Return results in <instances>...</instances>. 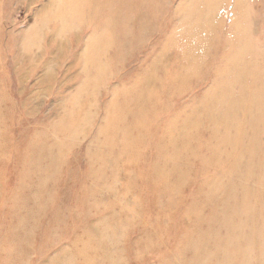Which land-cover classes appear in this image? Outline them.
I'll return each instance as SVG.
<instances>
[{
	"label": "rangeland",
	"instance_id": "1",
	"mask_svg": "<svg viewBox=\"0 0 264 264\" xmlns=\"http://www.w3.org/2000/svg\"><path fill=\"white\" fill-rule=\"evenodd\" d=\"M140 1L148 5V0ZM163 1L166 9L155 20V30L151 36L140 37L141 40L131 26L129 31L115 23L109 24L117 7L114 4L106 7L105 0L98 4L97 23H92L91 13L81 22L72 13L67 17L69 7L63 0H0V110L8 114V120L4 118L8 124L5 122V129L0 132L7 142L2 150L4 158H0V263L7 260V264H218L214 260L217 251L214 245L195 256L197 262H189L187 258L192 243L188 242L194 239L196 226L199 224L204 232L209 230L195 219L199 207L209 206L204 197H199L198 191L203 186L206 190L209 188V178L228 177L217 171L222 162L205 168L196 160L190 179L174 198L167 200L163 193L167 190L161 188V181L145 173L144 151L138 157V164L135 162L137 165L129 164L131 158L126 154L130 152L123 150L121 141L118 142L123 136L113 135L105 125L112 120L108 118L116 114L109 107L120 104L115 101L117 95L126 89L125 96L130 97L134 82H141V71L149 62L170 47L174 49L180 44L182 35L189 38L187 30L194 27V18L202 17L203 24L211 26L212 51L215 52L214 44L219 51L209 56L202 74L192 75L191 85L183 90L176 83H181L184 75L178 79L177 71L172 70L165 81V93L162 91V96L154 98L150 105L157 121L151 124L145 118L142 124L145 131L148 129L147 134L140 137L143 147L157 150L161 157L158 150L164 148L157 140L159 134L163 137L162 132L157 131L159 126L169 125L183 108H190L191 113L197 111L204 94L214 87L224 60L229 59L223 52L226 43L230 51V47L239 42L234 39L236 34H242L241 48L247 45L251 50L246 59L239 57L236 61L237 70L241 72L246 64H251L247 74L252 75L264 66V0H196L195 13L189 12L194 6L193 0ZM124 14L133 17V21L136 19L128 10ZM72 18L76 23L70 26ZM104 28L114 29L116 34L124 33L122 36L127 38L121 39L130 46L116 58L111 54L103 56L98 69L91 63L87 67L92 56L90 48L103 38H111L109 33L107 37H104L106 33L102 36ZM132 34L137 41L128 39ZM196 37L197 42H203L201 36ZM233 85L238 84L233 82ZM246 86L254 92V99L264 97L263 81L258 89L250 80ZM227 99L228 95L222 99L220 115L212 117L213 123L224 120L223 107ZM245 101L248 104L252 99L247 97ZM200 110L199 115L208 107ZM253 113L258 115L257 107ZM129 114L133 115L130 111ZM238 122L242 124L244 120ZM113 123L119 125L117 117ZM245 126L248 133L236 136L263 151L264 109L261 117L257 116ZM210 128V125L202 128L200 135L207 138ZM185 134L190 139L195 137L188 130ZM35 135L38 139H34ZM112 135L117 139L116 144ZM149 141L153 142L150 146ZM35 142L40 147H35ZM88 149H96L99 154L94 158ZM18 151L20 156L16 155ZM27 154L39 159L38 164H28ZM99 155L107 161L117 158L116 165L98 163ZM56 156L58 159L54 162L52 159ZM46 166L54 170L62 168L56 180L44 184L46 187L24 182L23 177L46 171ZM159 167L163 170L164 165L156 163L155 169ZM251 187L255 189L256 185ZM215 190L217 201L225 206L226 199L232 201L240 209L237 216L242 217L236 221L237 237L226 239L217 228V220H211L205 213L208 217L204 216L202 222L208 221L207 225H212L213 231L217 230L226 243L230 239L221 252L233 256L240 248L237 257L240 264L248 260V264H264V248L256 253L264 242L257 234L258 229L255 230L256 226H264V206L255 208L257 196L264 199V182H258V192L248 210L244 201L252 197L250 191L246 190L243 196L242 191L238 195L222 192L219 186ZM154 194L161 195L162 205H153ZM14 198L20 202L15 203ZM250 223L255 227L248 225ZM151 236L153 240L148 242ZM19 237L31 241V248H26L21 255L18 253L21 241L16 242ZM77 240H89L95 250L85 256L75 244ZM145 241L151 245L145 246ZM96 256L102 257L100 261H94Z\"/></svg>",
	"mask_w": 264,
	"mask_h": 264
},
{
	"label": "bare ground",
	"instance_id": "2",
	"mask_svg": "<svg viewBox=\"0 0 264 264\" xmlns=\"http://www.w3.org/2000/svg\"><path fill=\"white\" fill-rule=\"evenodd\" d=\"M63 1L64 4H68L69 7L66 15L67 17H69L72 13L74 18L81 22L84 21L87 13H91L90 15L93 20L92 23H97L96 12L100 9L98 5L100 0ZM164 3L165 2L163 0H148V5L144 6L143 2H138V0H105L106 7L108 4H114L117 7L113 20H109V24L115 23L118 25V27H123L126 29L131 26L133 28L132 30H136V34L139 36V38L143 37V39L148 35L151 36L155 30V20L157 21V18L163 13V9L166 5ZM193 4L194 6L189 10V12L194 11L195 13L198 8V3L196 0H193ZM90 5L93 8H91ZM184 5L185 4L183 3V6ZM125 10H128L132 16L134 14L136 19L133 21V17L125 16ZM139 16H141L142 20L139 18ZM75 23V20L72 18L68 24L73 26ZM137 29L139 31H137ZM102 30V36L106 33L104 37H107L109 33L111 38H103L101 42H96L94 46L90 48L92 56L87 61V67L88 64L91 63L93 68L98 69L101 66L100 62H102L103 56L111 54L114 58H116L120 55L125 47L126 50L128 48L127 46H130L127 44L128 42L121 39L127 38V36H122L124 33L119 32V34H116L115 30L112 28H110L112 31H109L108 28H104ZM106 30H108V32ZM128 30L131 31L130 28H128ZM187 33L190 35L189 38L185 37V35H182L180 44L175 46L174 49L170 47L169 50L163 51L161 54L155 57L153 62H149V64L141 71L143 73L141 82H134L133 89L130 91V97L125 96V94L128 93L126 89L117 95L115 101L120 104L117 106L110 104L111 106H108L114 110L116 114L111 118H108L112 120L110 123L105 125V129H111L113 135L121 134L123 136V139H119L118 142L121 141L120 145L123 150H127V153L130 152L132 157L130 154H126L129 155L127 158H131L129 164L134 165L135 162L137 163L140 153L144 151V160H147V162L145 161L146 163H144L145 173L149 174V177L151 175L152 177H155L157 180L161 181V188L164 187L167 190H163L167 200L174 198L176 192H179V190L184 186L183 184L190 179L192 174L191 167L194 165L196 160H199L201 165L205 168H212L215 163L222 162V165L218 167L220 170L217 171H219L220 174L223 173L228 175V177L226 179H222L220 176L209 178V180H207V182H209V188L206 190L203 186L200 187L198 191L199 197H204V201L210 207H199L196 211L197 217L195 219L197 221L199 219L203 226L209 227V230L204 232L199 224L196 226V235H194V239L188 242V244L191 242L192 243L189 244L191 249L187 260H189V262H197L194 257L201 254L202 252H206L205 249L207 247L214 245L213 248L217 250L214 255V260L218 262V264H240V260L237 259L240 248L239 250H236V254H233V256L226 252L223 254L221 250H224L225 245L230 243V239L228 240V243H226L222 239V235L217 234V230L213 231L212 225H207L209 224L208 221L205 220V222H202V220L204 219L203 217L206 216L205 213H207L211 220H217V228L225 234L224 236H226V239L229 236L237 237L238 232L236 221L238 222L239 219L242 218L241 216H237V212L240 211V209L233 205L232 201H229L228 199H226V206L220 201H217L218 196L215 188L219 186L222 192L231 191L236 195L242 191L241 193L243 196L247 194L246 190L250 191L252 193V197L245 198L244 201V207L248 210L249 204L254 201L258 192V182H264V150L260 151L254 145H248L246 141L239 139L236 136H243L245 133L247 134L248 129L246 128L245 124L255 121L257 116L261 117L264 109V97L260 96L259 99H254V92L252 90H248L246 86V82L249 80L251 81L252 85L256 84V89L262 86V81L264 82V66H262L261 70L258 69L259 71L256 72V74L252 75L247 74V69L251 66V64H246L245 70L241 71L242 73L238 71L239 69L237 70L238 65L236 64V61L239 60V57L246 59L247 54L248 56L251 54V50L247 47V45L246 47L241 48L242 41H240V36H242V34L235 35L234 39L239 42L235 47L231 46L230 51H227V43L224 47L223 52L226 54V58L228 57L229 59L224 60L222 70L218 75V79L215 78V85H213L214 87L204 94L201 99L202 102L199 105L200 108L207 106L208 110H205L199 115L197 114L201 112L199 107L194 113L190 112V108H183L179 113H176L175 118L169 123V125H163L162 127L159 126L157 131L160 130L163 134V137L157 131H155V133L159 134L157 140L164 148V150H158L161 157H158L159 154L157 150L147 149L142 145L141 138L143 137V134L146 135L148 132V129L145 131V128L142 126V124L145 123V118L150 120L151 124L157 121V115L153 111V107L150 105L154 103V98H160L162 96V91L165 93V84L167 82L169 73L172 70L177 71L178 79L184 75L185 79H183L181 83H176L174 80L173 82L178 84L181 89L185 88L186 85L188 87L190 84L189 82L192 81V75L200 76L202 74L201 71L204 69L203 64H206L209 56H212L215 54V52L217 53L219 51L216 44H214L215 52L212 51L213 44L211 42L214 38L211 33V26L203 24L202 17L194 18V27L192 26V29L187 30ZM196 36H201L203 38V42H197ZM128 39L133 42L137 41L135 34L128 36ZM140 39L143 40L142 38ZM170 41L173 42L174 40ZM171 54L174 56L169 57ZM172 60L173 62L171 63ZM187 73L188 75H186ZM233 82L238 85H233ZM163 85L164 88H162ZM236 88L237 91H234ZM226 95H228V99L224 102L223 107L224 120L213 123L211 119L215 114L220 115L219 106L222 99ZM247 97L252 99V101L248 104L245 101ZM163 103L164 101H162V104ZM1 106L2 105L0 102V107ZM256 107L258 108L257 116L253 113ZM129 111L133 114L132 116L129 114ZM124 112L125 115L123 116L122 114ZM114 117H117L119 125L113 123ZM4 118H7L6 120H8V114L4 110H0V132L5 129V124L8 122L5 121ZM239 119L244 120V122L242 124L239 123ZM217 121H219V117ZM209 125L211 126V133H209L208 137L205 138L204 136L200 135L201 130L205 126ZM141 128L143 129V132H139ZM186 130L191 132L193 136L195 134V137L193 139L188 138V134H185ZM137 132L138 134H135ZM36 138L38 139L37 135H35L34 139ZM112 139L116 144L117 139H114V136ZM21 141L22 139H20L19 143H21ZM149 142L150 143L148 146L153 144V142ZM5 143H7L6 139L0 136V158L4 156L2 150ZM34 146L40 147V144L35 142ZM27 150L29 153L30 147L27 146ZM88 152L89 155L94 156V158L99 154L97 153L96 149H93V151L90 149ZM147 153L152 154L147 155ZM16 155L20 156V152L18 151ZM30 157L31 155L27 154V163L28 160H30L28 164H38L37 162L39 159L35 160L34 157ZM57 159L58 156L54 157L52 160L56 162ZM100 159L101 160L98 159L97 162L100 164L103 163L105 166L110 165L113 167L117 163V158L113 160L110 158V161H107L106 158L100 156ZM64 160L65 159L63 156L62 163ZM169 161H173L174 164H171ZM156 163L159 165H164L163 170L162 167H159L156 170ZM1 164H4V162ZM221 167H223V169ZM61 169V167H57V169L54 170L52 166H46V168L44 167V170L46 171H42L36 175L32 174L29 177L27 175V177H23V179L25 178L24 182H26L27 185L29 183L32 184L33 182H36L37 185L42 186L50 180H56V175L57 173L61 172ZM251 185L253 187L256 185L255 189H253ZM37 196L39 197L40 195L37 194ZM257 198L258 202L255 204V208L258 209L260 206H264V199L262 196H257ZM154 199L156 200L153 202V205L155 206H159L164 203V200L161 201L160 194H154ZM14 201L15 203L20 202V200L17 199ZM37 201H39V199ZM248 225L254 226L252 223ZM257 229V234L261 235L263 239L262 241L264 242V226H256L255 230L257 231ZM26 238H28V236H26ZM26 238L19 237L17 241L15 239L17 243L21 241V245L18 248V253L20 255L24 254L27 249L31 248V241ZM152 240L153 238L151 236L148 242H152ZM148 242L145 241L144 245H151ZM22 243L26 245H22ZM75 244L80 248L85 256L95 250L93 244L89 240L85 242H80L77 240ZM263 248L264 244L263 246L260 245V247L257 248L256 253H259L260 251L262 252ZM241 256H244L243 252H241ZM101 258L102 257L100 256H96L94 261H100ZM249 261L250 260L244 264H248ZM6 262L7 260L1 262L0 264H7Z\"/></svg>",
	"mask_w": 264,
	"mask_h": 264
}]
</instances>
